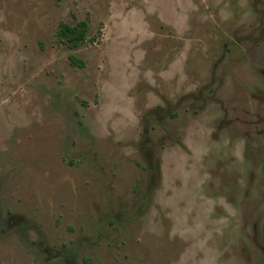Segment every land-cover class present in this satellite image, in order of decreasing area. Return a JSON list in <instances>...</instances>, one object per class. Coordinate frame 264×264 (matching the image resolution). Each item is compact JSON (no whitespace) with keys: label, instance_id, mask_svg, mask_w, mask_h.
<instances>
[{"label":"rangeland","instance_id":"374dc122","mask_svg":"<svg viewBox=\"0 0 264 264\" xmlns=\"http://www.w3.org/2000/svg\"><path fill=\"white\" fill-rule=\"evenodd\" d=\"M0 264H264V0H0Z\"/></svg>","mask_w":264,"mask_h":264},{"label":"trees","instance_id":"16d2710c","mask_svg":"<svg viewBox=\"0 0 264 264\" xmlns=\"http://www.w3.org/2000/svg\"><path fill=\"white\" fill-rule=\"evenodd\" d=\"M88 25L84 21H79L74 25L60 23L55 34L57 44L68 45L71 49H77L85 43Z\"/></svg>","mask_w":264,"mask_h":264}]
</instances>
